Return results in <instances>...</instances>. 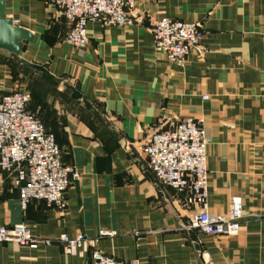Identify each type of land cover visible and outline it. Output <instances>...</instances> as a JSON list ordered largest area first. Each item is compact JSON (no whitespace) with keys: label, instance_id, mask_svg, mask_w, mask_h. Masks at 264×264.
<instances>
[{"label":"crops","instance_id":"0c3cea01","mask_svg":"<svg viewBox=\"0 0 264 264\" xmlns=\"http://www.w3.org/2000/svg\"><path fill=\"white\" fill-rule=\"evenodd\" d=\"M0 1L33 35L20 57L50 74L0 48V97L35 85L27 108L77 171L61 215L37 199L23 208L16 171L0 169V226L23 223L52 240L38 248L0 242V264H85L95 251L141 264H264V0H137L131 25L88 22L83 47L64 41L68 24L49 0ZM160 16L202 24V49L182 65L153 47L149 22ZM185 117H201L208 138L207 212L225 213L240 199L235 235L189 228L199 208L157 182L141 151L152 132ZM77 232L86 241L72 253L55 241Z\"/></svg>","mask_w":264,"mask_h":264},{"label":"built area","instance_id":"2783aa9c","mask_svg":"<svg viewBox=\"0 0 264 264\" xmlns=\"http://www.w3.org/2000/svg\"><path fill=\"white\" fill-rule=\"evenodd\" d=\"M68 24L64 41L74 47L86 45V25L98 21L103 25L126 27L134 21L131 13L137 0H49ZM149 2L151 0H140ZM202 24L199 21L160 16L149 22L153 47L169 61L182 65L191 49L201 50ZM205 97V95L203 96ZM30 94L13 89L0 97V169L15 170L18 198L23 208L37 199L65 211V191L77 171L62 162L60 150L52 133L47 132L39 116L27 108ZM202 118L185 117L173 126L152 132L141 151L147 158L154 179L182 193L184 201L199 210L187 226L206 235H235L242 216L240 199L233 196L225 213L209 214L205 207L208 181L206 146ZM113 231L99 229L98 236ZM62 249L72 253L83 246L86 238L80 232L69 237L60 234L55 240ZM0 242L38 248L52 240L35 236L23 223L0 226ZM85 264H141L136 259L117 260L93 252Z\"/></svg>","mask_w":264,"mask_h":264},{"label":"water","instance_id":"95a60500","mask_svg":"<svg viewBox=\"0 0 264 264\" xmlns=\"http://www.w3.org/2000/svg\"><path fill=\"white\" fill-rule=\"evenodd\" d=\"M33 35L27 29L14 24L10 17H7L4 10V4L0 1V48L5 49L11 54L18 57L20 63L29 66L35 70L41 71L46 75H50L47 69L35 62L26 61L20 57V53L26 42H31ZM62 85L67 86L65 81H62ZM70 95L76 99H79L84 107L90 108L91 105L85 100V98L76 89H70Z\"/></svg>","mask_w":264,"mask_h":264},{"label":"rangeland","instance_id":"374dc122","mask_svg":"<svg viewBox=\"0 0 264 264\" xmlns=\"http://www.w3.org/2000/svg\"><path fill=\"white\" fill-rule=\"evenodd\" d=\"M25 86L19 88V89H22V90H26L27 92H32V90L36 91L37 90V87L33 84H30V87H28V83L27 84H24ZM29 92V93H30Z\"/></svg>","mask_w":264,"mask_h":264},{"label":"trees","instance_id":"16d2710c","mask_svg":"<svg viewBox=\"0 0 264 264\" xmlns=\"http://www.w3.org/2000/svg\"><path fill=\"white\" fill-rule=\"evenodd\" d=\"M44 126V125H43ZM45 128V127H44ZM45 130L47 131V132H50V131H48L46 128H45ZM51 133V132H50Z\"/></svg>","mask_w":264,"mask_h":264}]
</instances>
